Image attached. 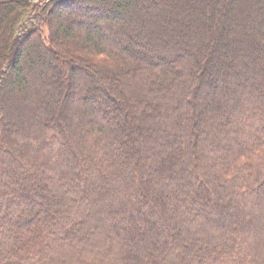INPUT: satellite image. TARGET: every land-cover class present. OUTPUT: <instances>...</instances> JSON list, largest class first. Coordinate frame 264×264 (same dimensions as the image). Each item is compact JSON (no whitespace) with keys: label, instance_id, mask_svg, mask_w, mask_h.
Here are the masks:
<instances>
[{"label":"trees","instance_id":"1","mask_svg":"<svg viewBox=\"0 0 264 264\" xmlns=\"http://www.w3.org/2000/svg\"><path fill=\"white\" fill-rule=\"evenodd\" d=\"M0 264H264V0H0Z\"/></svg>","mask_w":264,"mask_h":264},{"label":"rangeland","instance_id":"2","mask_svg":"<svg viewBox=\"0 0 264 264\" xmlns=\"http://www.w3.org/2000/svg\"><path fill=\"white\" fill-rule=\"evenodd\" d=\"M34 4H41L42 1H47V0H32ZM37 23V20L33 17V11L29 12L26 14L25 17H23L20 22L19 25H17V30H20L22 28H29L30 26L34 25Z\"/></svg>","mask_w":264,"mask_h":264}]
</instances>
